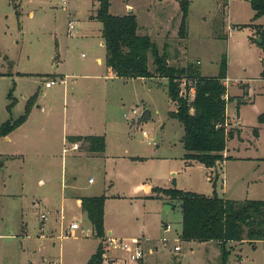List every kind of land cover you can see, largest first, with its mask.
<instances>
[{
  "label": "rangeland",
  "instance_id": "obj_1",
  "mask_svg": "<svg viewBox=\"0 0 264 264\" xmlns=\"http://www.w3.org/2000/svg\"><path fill=\"white\" fill-rule=\"evenodd\" d=\"M189 1L185 37L179 34V0L157 5L159 21L148 18L147 0H111L110 12L124 15L129 5L140 10V34L152 36L169 65L181 67L200 60L204 75L217 76L223 59L227 60L231 94L227 112L241 121L242 132L230 144L234 159L226 160L223 152L212 170L201 163H186L184 126L171 117L176 107L166 79L109 77L103 25L92 18L98 0H69L68 8L61 0H0V126L24 114L26 96L34 97V122L44 126L31 128L29 123L12 133L10 141L0 137L4 164L0 167V259L7 257L11 264H28L29 259L38 264H89L100 240L81 205L69 196L76 193L106 196L102 264L221 263L222 250L216 242L180 237L179 202L154 188L264 200V47L257 39L264 32V15L255 18L250 0ZM70 21L74 31H69ZM154 60L151 52V71ZM61 73L70 75L67 84L60 82ZM50 80L57 81L52 88L46 86ZM12 89L16 102L9 112ZM181 89L189 100L194 98L190 81L184 79ZM134 109L136 117L127 119ZM145 110L150 118L137 126ZM64 112L69 113L71 128L76 127L74 122L86 124L83 119L88 117L97 128L89 131H105V152L88 156L82 148L64 153ZM72 145L68 142L66 147ZM48 210L56 226L51 233L38 225L40 214ZM23 217L28 220L25 228L17 224ZM74 221L80 229L68 231ZM62 224L67 228L63 230ZM10 234L14 236H6ZM134 238L141 241L144 252L140 260L134 252L109 245L115 240L134 246ZM227 249L228 264H264V240L255 245L231 242Z\"/></svg>",
  "mask_w": 264,
  "mask_h": 264
},
{
  "label": "trees",
  "instance_id": "obj_2",
  "mask_svg": "<svg viewBox=\"0 0 264 264\" xmlns=\"http://www.w3.org/2000/svg\"><path fill=\"white\" fill-rule=\"evenodd\" d=\"M98 1L99 7L92 18L103 25L101 32L105 42L107 66L123 79L165 78L168 95L176 107L171 112V117L178 119L184 126V159L188 163L198 162L207 168H213L222 160L228 142L238 132L231 128L227 115V102L230 99L226 84L227 60L223 59L217 76L202 75L199 63H188L181 67L169 65L167 57L160 54L153 39L138 33L135 14L114 15L110 12L111 0ZM179 1L182 9L179 34L185 37L190 1ZM250 3L255 11V18L264 15V0H250ZM261 37L262 42L258 44L264 47V32ZM151 52L155 57V71L149 68ZM184 79L190 81L194 89V98L191 100L182 94ZM8 98L11 102L7 109L11 112L16 102L13 89ZM33 106L34 97H30L24 114L17 119L10 118L0 126V137L7 136L25 123ZM254 134L259 135L258 129L254 130ZM71 141H83L84 145L88 144L91 152H103L106 149L104 136H76ZM154 190L167 193L172 200L179 202L182 211L180 237L183 240L213 241L221 247L220 264H228V243L246 241L255 245L264 240V200H234L221 197L216 191L208 196L177 188L155 187ZM105 204V195L81 198L82 210L87 214L94 234L100 240L89 264H102L105 254Z\"/></svg>",
  "mask_w": 264,
  "mask_h": 264
},
{
  "label": "crops",
  "instance_id": "obj_3",
  "mask_svg": "<svg viewBox=\"0 0 264 264\" xmlns=\"http://www.w3.org/2000/svg\"><path fill=\"white\" fill-rule=\"evenodd\" d=\"M147 1H150V8H148V12H147V14H148V18H152V19H155V20H157V21H159L161 18L160 17H158V13H156V7H157V5H162L163 3H164V1L165 0H147ZM175 1H178V0H175ZM112 13V12H111ZM129 13H133V14H135L136 15V17H137V20H138V33L140 34V30L142 29V26L139 24V14H141V12H140V10H138V9H136L135 7H134V5H129L128 6V11H127V13L126 14H129ZM113 14V13H112ZM126 14H124V15H126ZM114 15H120V16H124V15H121V14H114ZM143 32H144V30H143ZM147 32V31H146ZM140 35H142V33L140 34ZM145 35H148V36H150L151 38H152V36L150 35V34H148V33H146ZM259 37H257V39H258ZM104 45H105V42H104ZM97 62L99 63V64H102L103 63V59L101 58V57H98L97 58ZM198 62H200V60H198L197 61V63ZM201 63V62H200ZM108 67V66H107ZM108 73L110 74V76L109 77H114V78H112V80L114 81V80H121V81H128V80H131V79H123V78H120V77H118L114 72H113V70L110 68V67H108ZM202 73V72H201ZM56 75V74H55ZM60 75V82L62 83H64V84H67L68 82H67V76H70V75H65V77H63V75H62V73L61 74H59ZM202 75H204L203 73H202ZM204 76H206V75H204ZM160 78V77H159ZM110 79V78H109ZM133 79V78H132ZM141 79H144V78H141ZM160 79H165V78H160ZM227 79H228V75H227ZM76 83V82H75ZM226 84H227V80H226ZM109 85L108 84H104V88L105 89H107V87H108ZM53 87V85L52 86H50V87H48V88H52ZM99 88L100 87H102V86H98ZM64 90L66 91L68 88H67V86L66 85H64ZM227 89H228V86H227ZM46 94V93H45ZM44 94V95H45ZM229 92H228V97H229ZM231 95V94H230ZM65 97H67L68 98V94H66L65 93ZM29 99V97L28 96H26V99ZM27 99V100H28ZM236 101V100H235ZM236 102H238V101H236ZM247 101H242V102H240V104L241 103H246ZM40 110H45V107L44 106H42V105H39V107H38ZM34 107L32 108V110H31V112H30V115H29V117H28V119L26 120V122L25 123H23L21 126H19L18 128H16L15 130H13L11 133H9L7 136H3V137H6V141H10V140H12V138H10L11 136V134L12 133H14L17 129H22L23 127L25 128L26 127V125H29V123H31V128H32V125H37L35 122H34V119H35V117L36 116H34L35 115V113H34ZM66 111V110H65ZM227 115L229 116V114H228V112H227ZM229 119H230V122H231V128H233V129H235V130H237L238 132H236V134H235V136L236 135H239L241 132H242V128H241V121L238 119V120H233V119H231V117L229 116ZM83 120H86L85 122H87L86 124H82L81 126L77 123V122H74V125L76 126V127H70L69 126V121H70V116H69V113L68 112H64V116H63V122H62V124H63V144H64V153H69V152H73V151H80L82 148H85V150H87L88 151V154H86V153H84L83 152V154H86V155H88V156H98V155H96L97 154V152H91L89 149H88V144H83V141H77V143H79L80 145H81V148H78V149H73L72 147H73V145L72 146H70V147H66L67 146V143L68 142H71L72 144H74V143H76V142H73V141H71V138H73V137H76V136H81V137H85V136H104L103 134H104V132L105 131H89V130H96L97 128H96V124L95 123H93L92 122V125L91 124H89V118L87 117H84V119ZM37 126H39V128L41 129H43V125H37ZM90 126V127H89ZM79 128V130H77L78 128ZM89 127V128H88ZM72 130V131H71ZM259 133V132H258ZM234 136V137H235ZM259 136V135H258ZM258 136H256V137H258ZM105 137V136H104ZM233 137V138H234ZM233 138L228 142V144H227V149L224 151L225 152V156H227V157H230V158H227L226 160H229V159H234V157L231 155V149H230V144H231V142H232V140H233ZM105 142H106V138H105ZM250 146H253L252 144L250 145ZM106 150V149H105ZM105 150L103 151V153L105 152ZM186 152V151H185ZM82 156H84V155H79L78 157H82ZM225 160V161H226ZM1 162H2V160H0ZM186 161V160H185ZM224 161V162H225ZM223 162V163H224ZM186 163H188L187 161H186ZM198 162H192V163H188L189 165H191V164H197ZM63 165L64 166H68V156H67V159H64L63 160ZM203 165V164H202ZM203 166H205V165H203ZM206 167V166H205ZM207 168V167H206ZM208 169H210V170H212V168H208ZM91 179V178H90ZM90 181V180H89ZM41 182H43V180H41ZM93 182H94V180H93ZM92 183V182H91ZM225 188V187H224ZM150 188L148 187V190H149ZM225 190V189H224ZM219 196H221L219 193H217ZM69 196H73L77 201H78V203L81 205V198H83V197H92V196H101V195H97V194H93V195H81V194H76V193H74V194H70ZM222 197V196H221ZM48 205V204H47ZM81 208H82V205H81ZM84 212V211H83ZM43 213H47V216L49 215V210L47 211V212H42L41 214H40V217H39V220H38V225L40 226V228L42 229V230H45V228H47L46 230H48L47 232L48 233H51V232H54L55 230H56V226H54L53 225V221L51 222V218H49V216H48V218L45 220V221H43L42 220V218H41V215L43 214ZM26 221L27 222H25V220H24V217H23V219L20 221V222H18L17 224H19L20 225V227L21 228H25V225H27L28 224V220L26 219ZM75 222V221H74ZM73 223V222H72ZM71 223V224H72ZM71 224L68 226V231L70 230V226H71ZM62 227H63V230L65 229V228H67L66 227V225H63L62 224ZM182 229V228H181ZM111 232H109V234H110ZM181 233V232H180ZM106 234H107V232H106ZM7 237H13L14 235H12V234H10V235H6ZM21 246H22V243H21ZM24 246H22V248H23ZM24 249V248H23ZM151 251V250H150ZM153 252V251H152ZM23 253H24V250H23ZM28 261V264H38V263H36L35 261H33L32 259H29V260H27ZM0 264H11V262H10V259H8L7 257H4V258H2V259H0ZM24 264H25V262H24Z\"/></svg>",
  "mask_w": 264,
  "mask_h": 264
},
{
  "label": "built area",
  "instance_id": "obj_4",
  "mask_svg": "<svg viewBox=\"0 0 264 264\" xmlns=\"http://www.w3.org/2000/svg\"><path fill=\"white\" fill-rule=\"evenodd\" d=\"M226 1H230V0H226ZM68 3H69V0H61V4L65 8H68ZM75 27L76 26H75L74 22L73 21H70L69 22V31H74L75 30ZM198 63L200 64V62H198ZM56 82H57L56 80L47 81L46 82V86L47 87H50V86L54 85ZM136 115H137V110L134 109L132 111V115L131 116L126 115L125 117L127 119H131V118L136 117ZM144 135H147V132L144 131ZM72 148L73 149L80 148L79 143H77V142L74 143ZM93 180L94 179L91 178L90 179V182H93ZM41 218H42L43 221H45L48 218L47 213H43L41 215ZM70 229H74V230L80 229V224L77 221H75V222H73L71 224ZM167 229H171V225H167ZM132 244L134 246H131L128 243H121V242H117L115 240H109V245L112 246L113 248H115V249H122V250H125V251H128V252H134V256H135L136 259H138V260L142 259L143 256H144V252L141 249V241L138 238H134L132 240ZM175 250L176 251H180L181 250L180 245H176L175 246Z\"/></svg>",
  "mask_w": 264,
  "mask_h": 264
},
{
  "label": "water",
  "instance_id": "obj_5",
  "mask_svg": "<svg viewBox=\"0 0 264 264\" xmlns=\"http://www.w3.org/2000/svg\"><path fill=\"white\" fill-rule=\"evenodd\" d=\"M259 42H262L261 38H258ZM150 118V112L149 110H145L140 116H138L137 119V126H140L144 121ZM3 162L0 161V167H3Z\"/></svg>",
  "mask_w": 264,
  "mask_h": 264
}]
</instances>
